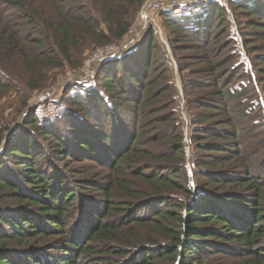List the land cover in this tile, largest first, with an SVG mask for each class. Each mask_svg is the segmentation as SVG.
Returning <instances> with one entry per match:
<instances>
[{
    "label": "trees",
    "instance_id": "obj_1",
    "mask_svg": "<svg viewBox=\"0 0 264 264\" xmlns=\"http://www.w3.org/2000/svg\"><path fill=\"white\" fill-rule=\"evenodd\" d=\"M49 1L63 22L49 38L66 59L78 40L73 24L100 43L119 39L131 24L123 4L143 3L101 0L104 28L86 0ZM33 2L0 0L1 46L43 48ZM229 8L248 17L261 45L249 47L237 18L235 35ZM159 15L173 55L198 52L179 67L182 109L149 23L92 82L52 100L59 109L31 114L6 138L0 127V264H207L209 254L264 264V0L176 5ZM44 60L59 62L54 51ZM3 76L0 89L14 84ZM67 158L87 164L81 176Z\"/></svg>",
    "mask_w": 264,
    "mask_h": 264
},
{
    "label": "rangeland",
    "instance_id": "obj_2",
    "mask_svg": "<svg viewBox=\"0 0 264 264\" xmlns=\"http://www.w3.org/2000/svg\"><path fill=\"white\" fill-rule=\"evenodd\" d=\"M33 1L40 16V23L38 25L40 33H38L36 39L37 41H43V48L37 49L33 43L28 44L24 41L19 48H15L14 50H12L10 46H1L0 44V79H4V73L14 81V84L8 88L0 89V127L7 128L3 132L5 138L9 137L14 130L22 125L25 119L31 114L37 113L38 119H40L46 107H49V110L50 108L54 110L59 109L60 106L58 107L51 104L52 100L60 99L66 92L67 95H70L72 91L69 89L74 85H88L95 79L98 66L102 62L98 60V56L100 57L113 50L120 51V54L127 52L139 38L145 34L149 23L157 25H154L157 28V35L155 38L164 45L169 55L173 67V80L178 90L180 107L182 109L184 99L181 84L182 74L179 72V67L180 65H185V61L182 60L183 57L189 55L192 58L196 55L195 53L198 52L192 48H188L177 52L176 56L172 54L168 43V38L172 36H169L170 34L168 35V31L161 25V18L159 15L161 10L151 9L150 5H152V0H143V3L136 8L130 3L123 4L121 13H127L128 19L131 20V24L127 32L119 39L113 38L107 42L100 43L96 37L82 32L77 24H73L71 34L78 37V40L76 39V44L73 42V44L69 46L70 57L68 59L61 57L59 54V46H57V43L53 42L52 38H49L55 36L54 24L63 23L60 22L58 10L55 9L54 5H52L49 0ZM86 2L88 4V10L100 22L99 27L105 28L106 25L104 22L101 0H86ZM205 2L203 1L201 3ZM71 6L73 5H70L68 1L64 3V7L68 8L69 11H75V8H69ZM0 9L5 12L3 6H0ZM144 9L149 19L145 20V18L142 17L141 14ZM228 10L229 16L232 19L231 25L233 32H236V25L233 23V19L237 18L241 24L238 28L243 29V31L247 33V37H249L252 43L249 47L254 48L261 45V41L257 38L256 33L246 26L249 21L248 17L240 14L237 10L234 11L232 15L230 8ZM16 13L17 12H15V16L17 15ZM5 14L0 12V43L4 37L7 38V35L3 34L6 26L2 17L5 16ZM7 14L10 13L7 12ZM113 28H115V26ZM235 35L237 36L236 33ZM220 39L223 40L224 35H222ZM237 39L238 47L241 48L242 38L239 36ZM168 48L171 53L168 52ZM53 51L59 61L57 65L44 62V58ZM261 53L260 51H253L251 54L256 55ZM31 61L34 63L29 65ZM191 63L192 62H189V67H195L194 65L196 64L191 65ZM187 73L186 71L183 72V75H186V79L188 77ZM91 75H93L92 79ZM81 78L91 80L84 82ZM46 92L50 93V96L44 98ZM64 161H67L68 167L73 169L75 176H81L77 174L79 170L87 168L86 163L76 162L68 158L61 160V162ZM243 260L244 258L226 256L224 254H209L202 258V261L207 264H245Z\"/></svg>",
    "mask_w": 264,
    "mask_h": 264
},
{
    "label": "built area",
    "instance_id": "obj_3",
    "mask_svg": "<svg viewBox=\"0 0 264 264\" xmlns=\"http://www.w3.org/2000/svg\"><path fill=\"white\" fill-rule=\"evenodd\" d=\"M207 2V1H212V0H152V5L151 6V9H155V10H165V9H168L169 7L171 6H176V5H193V4H199L201 2ZM225 4H226V1L225 0H222ZM142 17L146 19H149L147 13L145 12V9L144 11L142 12ZM153 20V19H152ZM154 22V20H153ZM155 26H157L156 24H154ZM126 47V46H125ZM120 51H116V50H113V51H109L107 53H105L104 55H101L100 57L98 56V60L99 61H104L106 59H111V58H114L115 56H120ZM93 75H91V79H92ZM91 79H86V78H81L82 81L84 82H88L89 80ZM50 96V93L46 92V94H44V98H47Z\"/></svg>",
    "mask_w": 264,
    "mask_h": 264
},
{
    "label": "water",
    "instance_id": "obj_4",
    "mask_svg": "<svg viewBox=\"0 0 264 264\" xmlns=\"http://www.w3.org/2000/svg\"><path fill=\"white\" fill-rule=\"evenodd\" d=\"M168 52L171 53L170 49L168 48Z\"/></svg>",
    "mask_w": 264,
    "mask_h": 264
}]
</instances>
